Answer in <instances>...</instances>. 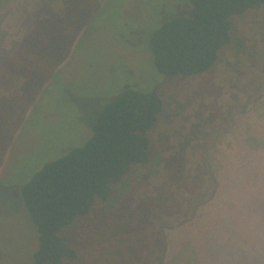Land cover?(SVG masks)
I'll return each mask as SVG.
<instances>
[{"label":"trees","instance_id":"1","mask_svg":"<svg viewBox=\"0 0 264 264\" xmlns=\"http://www.w3.org/2000/svg\"><path fill=\"white\" fill-rule=\"evenodd\" d=\"M103 2L0 0V22L5 21L0 30V170L27 116ZM188 4L190 13L170 16L149 35L154 66L164 78L148 77V90L126 89L110 100L83 145L47 162L21 187L38 233L31 264H165L168 232L194 220L215 198L219 165L216 170L212 165L215 150L211 157L207 153L220 134L236 128V116L264 108V54L246 52L235 103L205 134L209 138L197 149L209 151L197 160L186 150L189 142L167 151L154 132L165 114L168 88L198 78L208 82L236 35L237 22L249 14L264 16V0ZM14 16L21 29L11 34L6 18ZM203 113L197 110L201 122L194 131L200 132ZM252 127L249 146L264 147V140L254 139L260 130ZM159 165L161 181L152 188L149 180Z\"/></svg>","mask_w":264,"mask_h":264},{"label":"rangeland","instance_id":"2","mask_svg":"<svg viewBox=\"0 0 264 264\" xmlns=\"http://www.w3.org/2000/svg\"><path fill=\"white\" fill-rule=\"evenodd\" d=\"M188 2L104 0L71 57L59 67L27 116L0 170V264H31L38 247V233L25 210L21 187L47 162L83 145L110 100L126 89L148 90V77L164 78L154 66L149 35L170 16L190 13ZM6 19H10L11 34L21 29V20L15 16ZM4 25L3 20L0 30ZM236 28L209 83L198 78L168 88L165 114L154 132L163 149L176 151L189 142L186 150L195 152L194 160L209 151V147L197 148L235 103L233 95L240 91L238 68L248 63L246 52L264 54L262 14H249ZM242 69L243 74L246 65ZM203 85L207 88L200 94ZM214 109L218 112L210 113ZM197 110L204 111L200 132L193 130L201 122ZM263 118L264 108L238 115L236 128L216 138L218 148L210 149L207 156L215 150L211 161L215 170L219 165L215 171L218 192L194 220L168 232L165 264H264V240L259 237L264 235V227L260 229L264 222V147L249 146L252 126L260 130L256 133L260 137L254 139L264 140ZM161 174L159 165L149 180L152 188L160 184Z\"/></svg>","mask_w":264,"mask_h":264}]
</instances>
